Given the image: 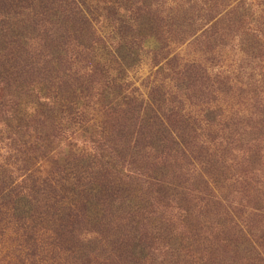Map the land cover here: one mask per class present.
<instances>
[{
	"label": "trees",
	"instance_id": "trees-1",
	"mask_svg": "<svg viewBox=\"0 0 264 264\" xmlns=\"http://www.w3.org/2000/svg\"><path fill=\"white\" fill-rule=\"evenodd\" d=\"M236 39L264 59V0H0V140L16 163L0 206L48 222L81 264H238L241 244L219 243L231 175L204 159L231 120L264 128L260 95L220 120L222 96L246 100L215 69ZM141 63L159 77L144 93L126 81Z\"/></svg>",
	"mask_w": 264,
	"mask_h": 264
},
{
	"label": "rangeland",
	"instance_id": "rangeland-1",
	"mask_svg": "<svg viewBox=\"0 0 264 264\" xmlns=\"http://www.w3.org/2000/svg\"><path fill=\"white\" fill-rule=\"evenodd\" d=\"M243 51H246L245 48L242 49L236 39L225 47L223 55L217 57L214 54V60L217 61L218 67L220 66L219 68L216 66L215 69L220 71V74L222 72L230 74L233 80L231 83L235 87L233 93L238 95L239 91H242V95L246 98L243 101L247 102L245 104L233 94L222 96L225 101L223 102L221 97V104L225 112L223 111L224 115L220 120L227 119L234 114L238 117L243 115L248 117L250 106L248 104L252 96L260 95L261 101L264 102V87L263 89L258 88L259 86L249 87L246 83L249 82L248 77L251 72L257 82L256 85L264 82V59L260 61L256 58L249 62L250 59L244 55ZM191 54H193L191 46L181 48L180 55L191 58ZM240 65L245 66L242 68L243 71H238ZM154 72L155 69L149 64L141 63L127 74L126 81L131 84V87L138 88L141 93H144L145 84L159 80ZM231 121L229 127L232 129L224 130L229 134V138L225 139L224 133L217 131L219 139L214 140L215 143L210 142V147H208L210 151H215L216 155L212 158H204L212 161V166L222 173L231 175V179H227L218 187L219 192L224 195L225 210L227 209L232 219L231 228L227 234L219 237L221 239L219 243L224 244L225 241H230L231 246L241 244L239 245L241 252L237 259L238 264H264V128L260 125L259 128L251 127L250 123L246 125L243 123V128L236 127ZM218 143L219 146H217ZM9 153L6 143L0 140V169L6 166L15 172L16 163H11L12 160L8 161L9 165H5ZM212 172L208 169L206 174L208 173L211 178L216 175V172ZM20 180L21 177L17 179L18 182ZM215 194L218 195L217 192ZM223 221L224 219L218 220V217L213 220L214 223ZM46 223L21 221L12 215L9 207L0 206V264H81L80 259L77 261L78 256L68 248L67 240L62 235L58 239L51 234ZM227 223H223L225 229L228 228ZM235 226L241 231L238 236L233 234L238 230ZM217 227L221 226L213 229ZM81 234L80 242H75V238L69 239L75 242L77 247L81 242L85 243L88 239L94 238L91 232L83 231ZM248 242H251V245L247 251ZM223 249L213 251L212 259L218 261L219 258L216 256L220 255ZM95 252L90 256V264H99L100 258L93 256ZM100 257L103 255L100 254Z\"/></svg>",
	"mask_w": 264,
	"mask_h": 264
}]
</instances>
